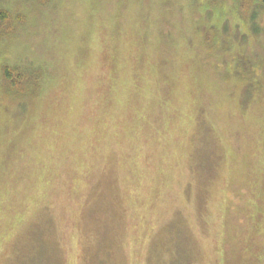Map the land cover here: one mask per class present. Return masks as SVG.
<instances>
[{
	"label": "rangeland",
	"instance_id": "1",
	"mask_svg": "<svg viewBox=\"0 0 264 264\" xmlns=\"http://www.w3.org/2000/svg\"><path fill=\"white\" fill-rule=\"evenodd\" d=\"M1 2L0 264H264V22L235 0ZM6 64L39 93L2 88Z\"/></svg>",
	"mask_w": 264,
	"mask_h": 264
},
{
	"label": "trees",
	"instance_id": "2",
	"mask_svg": "<svg viewBox=\"0 0 264 264\" xmlns=\"http://www.w3.org/2000/svg\"><path fill=\"white\" fill-rule=\"evenodd\" d=\"M235 2L237 6L239 21L248 25L249 31L253 36L260 35L264 22V0H235ZM19 24L20 20L12 16L10 11L7 10L6 6L0 0V42L4 38L13 35L16 29L19 27ZM228 24L230 23L224 24L223 32L227 37H231L232 33L228 32L227 29ZM246 35L247 34H233L236 39L242 41H244ZM2 73V88L8 91V93L11 92V94H13L17 98H21L25 94L26 96L28 95L35 97L39 93L40 88L43 84L42 74L36 66H30L26 68L6 64L3 66ZM9 85L10 87H12V90H9ZM251 249L252 248L250 247V250ZM250 259L252 260V257ZM263 260L264 257L262 261ZM247 261L248 264H252V261L246 260V262Z\"/></svg>",
	"mask_w": 264,
	"mask_h": 264
}]
</instances>
